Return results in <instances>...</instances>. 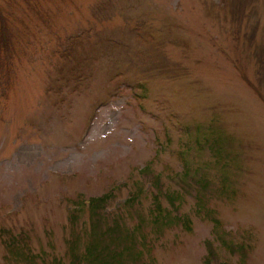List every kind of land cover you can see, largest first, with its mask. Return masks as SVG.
<instances>
[{"label": "rangeland", "instance_id": "1", "mask_svg": "<svg viewBox=\"0 0 264 264\" xmlns=\"http://www.w3.org/2000/svg\"><path fill=\"white\" fill-rule=\"evenodd\" d=\"M150 162L192 226L146 225L154 264H264V0H0V264L22 263L11 235L69 264L90 229L87 207L69 222L79 197L112 190L126 226L148 216Z\"/></svg>", "mask_w": 264, "mask_h": 264}, {"label": "trees", "instance_id": "2", "mask_svg": "<svg viewBox=\"0 0 264 264\" xmlns=\"http://www.w3.org/2000/svg\"><path fill=\"white\" fill-rule=\"evenodd\" d=\"M197 143L200 142L197 141ZM219 144L220 142H218V148ZM190 171L188 167L184 168L183 173L180 175L181 178L188 179V176H191V180L199 185L200 189L205 188L207 182L204 180L200 183V180L203 179L202 176L196 180L195 177H192ZM139 172L144 175H150V173L153 175L149 184L150 187H147V189L154 188L156 191L151 193L152 205L148 210V216L137 213L138 220L131 226L125 225L124 218L116 208L107 209L109 202L114 198L112 190L86 200L79 197L73 201L74 206L70 211L69 222L72 225L76 224L80 211L87 207L90 229H88V233H83L86 238H83L79 232L71 231L70 238L66 239L65 254L69 264H154L152 239L150 241L147 236L148 233L145 232L144 227L146 225L150 226L154 238L160 237L165 229L177 224H180L184 231L191 232L190 217L177 211L183 203L182 192L162 190L160 177L158 174H153L151 162L147 163ZM147 189L139 181L136 182L134 191L118 207L132 208L139 204L141 196ZM161 197L169 202L170 209L162 204ZM197 200L196 211L199 213L205 208V203L200 197H197ZM113 211L115 215L108 219ZM206 218L212 222L214 229L221 226V220L213 215L211 209L206 210ZM215 238L219 241V246L227 252L232 253L234 249L237 251L243 249L242 243V247L230 243L217 230ZM5 246L17 254L15 257H20L21 264H35L36 254L30 252L27 244L23 243L19 237L16 238L15 235H11L5 241ZM207 252L208 256L205 258L204 263L210 264L212 253L210 250H207ZM59 260L54 259V264H61Z\"/></svg>", "mask_w": 264, "mask_h": 264}]
</instances>
